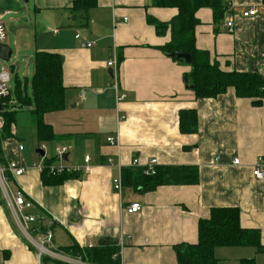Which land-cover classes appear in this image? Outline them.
Listing matches in <instances>:
<instances>
[{"label":"crops","instance_id":"obj_1","mask_svg":"<svg viewBox=\"0 0 264 264\" xmlns=\"http://www.w3.org/2000/svg\"><path fill=\"white\" fill-rule=\"evenodd\" d=\"M76 1L0 0V16L8 28L5 44L17 60L23 54L27 65L23 80L11 71L12 107L17 104L18 113L13 137L4 144L7 163L0 166L20 161L27 172L10 176V190H21L33 201L32 214L43 226L55 220L58 248H90L103 238L119 241L123 236L121 264H179L174 246L196 243L201 219L209 218L213 208H238L242 227L260 231L262 250L218 247V264H264V180L253 175L256 167L264 171V98H240L233 88L217 98H196L187 83L191 65L161 50L171 39L170 31L159 33L149 22H170L178 14L176 8L155 7L153 0H96L90 7L75 9ZM221 1L227 11L220 21L211 8L197 12V48L208 51L211 62L223 71L260 74L264 0ZM251 9H257V15L244 18ZM230 20L232 32L227 28ZM85 42L96 44L85 48ZM41 51L59 53L63 60L66 108L45 116L56 135L52 143L38 141L33 106L28 103L33 97L35 56ZM112 60L116 66L110 68ZM115 83L127 96L119 104ZM19 90L25 105L18 104ZM186 109L197 110L196 133L180 130V111ZM3 124L0 115V129ZM111 136H118V145L107 141ZM30 141L36 143L32 154L26 147ZM42 145L46 159L66 147L70 167L85 165L90 156L91 172L61 185H44L36 166L43 158L37 153ZM134 158L142 167L155 159L157 166H197L200 182L149 192L124 186L119 193L113 180L134 167ZM235 159L239 165L233 164ZM135 202L142 204V211L126 213L125 207ZM37 259L15 225L0 186V264H37Z\"/></svg>","mask_w":264,"mask_h":264},{"label":"trees","instance_id":"obj_2","mask_svg":"<svg viewBox=\"0 0 264 264\" xmlns=\"http://www.w3.org/2000/svg\"><path fill=\"white\" fill-rule=\"evenodd\" d=\"M96 0H77L74 4L90 7ZM155 7L176 8L178 14L170 22H158L149 18L156 25L159 33L170 31L171 39L161 50L174 60L184 59L174 53L192 56L191 72L187 75V83L197 99H211L226 93L230 88L240 98H264V78L256 72H226L217 63H212L208 51L199 50L196 46V27L200 21L196 17L202 8H211L216 21L223 19L227 7L221 0H153ZM66 88L63 82V60L56 52L41 51L35 56V74L32 80L33 97L28 99L32 118L40 143H52L56 139L54 129L45 122V116L60 112L66 108ZM20 105L27 100L22 99V92H15ZM14 109L5 104L0 115L4 124L0 129V164L7 163L4 156V144L13 137L12 130L16 123L18 105ZM17 107V108H16ZM16 108V109H15ZM179 125L182 133H196L198 130V113L196 109L180 111ZM56 162L55 156L44 159L45 169L42 171L44 185L57 186L77 174L53 175L48 167ZM7 165V164H6ZM123 185L132 189L149 192L164 185H197L200 182V170L197 166L167 165L158 166L154 175H145L141 167L126 168L122 171ZM218 247H255L261 248V233L258 229H246L241 225V211L238 208H213L210 217L198 223V241L194 244L180 243L174 246L179 264H218L215 256ZM72 257H79L91 264H121L119 241L103 238L90 248L79 245L60 248ZM44 264H67L45 257ZM242 264H254L253 260H244Z\"/></svg>","mask_w":264,"mask_h":264},{"label":"built area","instance_id":"obj_3","mask_svg":"<svg viewBox=\"0 0 264 264\" xmlns=\"http://www.w3.org/2000/svg\"><path fill=\"white\" fill-rule=\"evenodd\" d=\"M230 0H226L229 2ZM258 13L257 9H251L247 12L243 13L244 18L256 16ZM126 21V20H125ZM227 28L230 32L234 29V22L232 20L227 22ZM7 28L4 23L3 16H0V44H5L7 40ZM96 42H85L83 47L85 48H93ZM108 67L112 68L116 66V61L112 60L108 62ZM260 75L264 78V71L260 73ZM114 77V75H113ZM115 78V77H114ZM10 82H11V71L4 65H0V102L4 109L5 104L10 106L11 108L13 105V100L11 98V89H10ZM114 88L116 90V101L119 104L126 99V95L124 93H120L119 85L117 83L114 84ZM125 119L124 117L120 118V121ZM111 145H118L119 138L117 137H109L107 140ZM41 148L46 150V146L42 145ZM21 151L24 149L23 146L19 148ZM66 147H59L55 150V158L56 162L51 164L48 167V171L50 174L53 175H63V174H80L86 173L89 174L91 172L90 161L91 157H85V165L83 166H67L66 161L64 160V156L67 153ZM43 157L41 161L36 164L38 169L42 172L45 169ZM112 162V160H110ZM262 160L260 159V162ZM139 158H134L132 161V166L134 167H141L144 169L145 175H154L157 169V160H151L145 166H140ZM233 164L239 165L240 161L235 159ZM27 172V168L20 162V161H11L7 167L0 166V186L5 198V202L7 204L8 210L13 218L15 225L17 226L18 230L20 231L23 238L26 240L28 245L36 250L37 252V264H44L43 259L45 257L50 258L52 260H56L59 262L67 263V264H91L88 262L83 261L79 257H72L65 252H63L60 248H58L54 244V233L52 227L55 223L54 219H51L47 222V226L42 225V220L39 219L38 216L32 214V210L34 208V203L32 200L26 198L25 194L19 190L16 192H12L10 190L9 182L10 176L14 178H18L23 176ZM253 175L257 180H264V171L262 167H256L253 170ZM114 189L121 193L123 191L124 185L122 176L120 175L113 180ZM142 204L139 202H135L130 204L129 206L125 207L126 213L130 215L137 214L142 211ZM119 246H120V253L124 248V239L123 236L119 238Z\"/></svg>","mask_w":264,"mask_h":264},{"label":"water","instance_id":"obj_4","mask_svg":"<svg viewBox=\"0 0 264 264\" xmlns=\"http://www.w3.org/2000/svg\"><path fill=\"white\" fill-rule=\"evenodd\" d=\"M14 54V50L7 44H0V60H2L3 62H10L12 57ZM174 56H177L178 58L184 59L186 64H191L192 62V56L190 54H182V53H174ZM109 74L113 77V72L112 70H109ZM3 111V107L2 104L0 102V112ZM37 153L44 157L45 156V152L43 149H38ZM64 160L68 161V154H65L64 156Z\"/></svg>","mask_w":264,"mask_h":264},{"label":"rangeland","instance_id":"obj_5","mask_svg":"<svg viewBox=\"0 0 264 264\" xmlns=\"http://www.w3.org/2000/svg\"><path fill=\"white\" fill-rule=\"evenodd\" d=\"M7 21L8 20H6V22ZM7 34H8V30H7ZM23 63H24L23 54L21 55V58L19 60H17L16 55H14L13 59L9 63H4L2 60H0V65H5L7 68L10 69V71H14L15 73H17L19 75V77H21L22 80L24 79V75H26L25 73L27 71V65H26V63H24V64ZM11 85L14 86V82H12ZM30 91L31 90L29 88V92ZM35 144L36 143L34 141H30L26 144L28 154L34 153V150H32V149H33V147H35Z\"/></svg>","mask_w":264,"mask_h":264}]
</instances>
